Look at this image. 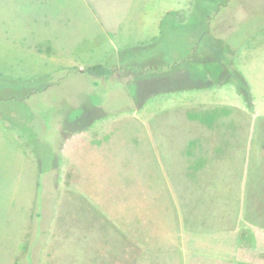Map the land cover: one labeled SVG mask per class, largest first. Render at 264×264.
I'll use <instances>...</instances> for the list:
<instances>
[{"label": "rangeland", "instance_id": "obj_1", "mask_svg": "<svg viewBox=\"0 0 264 264\" xmlns=\"http://www.w3.org/2000/svg\"><path fill=\"white\" fill-rule=\"evenodd\" d=\"M80 5L85 9L82 17L96 22L99 34L92 40L99 48L81 56L79 68L114 66L112 76L78 73L77 67L68 72L47 61H15L0 47V264H112L109 254L120 248L105 245L112 238L97 236L96 226L90 227L87 216L97 212L77 199L66 200L68 193L65 198L58 195L59 156L77 145L72 137L77 127L94 132L92 123L101 118L131 123L137 111L140 127L121 124L111 136L129 140L121 149L146 155L144 163L138 160L145 171L142 181L161 179L182 226L204 231L219 225L212 219V206H193L199 210L193 211L178 202L216 196L210 195L217 190L215 181L219 201H225L221 225L228 227L239 212L241 237L250 244V236L264 230L263 192L253 190L250 197V183L256 180L255 188L264 184L258 179L264 166V117L253 118L248 108V84L259 95L264 92V0H80ZM247 54L254 57L249 69L241 58ZM184 76L189 83L201 79L210 87H222L226 95L240 93L239 109L236 103L234 108L209 105L200 117L195 110L190 115L177 100L184 95L176 91L172 98L177 106L171 107V89L183 88ZM30 89L39 90L26 92ZM141 104H149L152 117L137 108ZM145 140L155 152H149ZM141 142L143 149L137 150ZM111 147L120 148L118 140ZM199 152L209 156V186L178 189L192 185L197 171H203ZM212 155L224 161L217 169L214 162L220 160ZM127 161L129 168L135 160L129 155ZM237 168L236 175L232 169ZM128 180H135V174L129 172ZM43 188L51 191L45 227L54 237L39 248L34 199L39 200ZM91 233L94 245L87 247ZM34 239L37 244L31 248ZM253 249L264 260V243ZM149 258L143 264H180L181 256L174 257L175 263L171 253Z\"/></svg>", "mask_w": 264, "mask_h": 264}, {"label": "crops", "instance_id": "obj_2", "mask_svg": "<svg viewBox=\"0 0 264 264\" xmlns=\"http://www.w3.org/2000/svg\"><path fill=\"white\" fill-rule=\"evenodd\" d=\"M83 12L85 9L81 7L80 0H0L1 50L12 56L15 61H21L22 58L24 63L25 61L32 62V60L47 61L55 64L56 68L65 66L63 70L66 68L68 72L76 71L75 67L78 70L76 72H85L84 68H79V59L99 48L92 40V36L95 37L99 34V30H97L96 22L82 17ZM100 32L103 33L101 30ZM261 43H264V36ZM262 45L264 46V44ZM241 58L248 62L245 66L249 69V61L254 57L247 54ZM198 73L201 71L194 75L197 76ZM188 77L184 76V80L181 81L183 88L171 89V107L177 106L174 103L175 99L172 98L173 91H176L184 95L177 100L184 105V108L191 110L190 115L192 110H195V115L200 117L203 112H207L209 105H213V108L217 106L234 108L232 106L236 103L238 107L235 108L239 109L240 93L236 94L232 90V93L229 92L226 95L222 87L221 89L216 86L210 87L203 80L197 78L198 82L189 83L186 82L190 81ZM228 82L230 84V80ZM58 83L57 79L55 83H51V86ZM47 87L49 86H45V89ZM248 89V98L251 103L248 108L252 109V117H264V92H260L259 95L256 92L257 89L254 90V87L249 84ZM38 90L30 89L26 92L32 94ZM40 91H43V88ZM148 105L141 104L137 108L140 111L146 109L145 112L149 116L147 118H150L152 114L150 109L147 110ZM135 116L131 123L122 118L103 120L99 117L101 119L92 123L96 127H93L94 132H89V127H77L72 135L78 142L77 145H74L67 155L61 153L59 156V178L56 180V186L59 187L58 195L65 198V194L68 193L66 200L75 201L77 199L78 204L82 202L97 212V216L95 214L87 216L90 227L96 226L94 233L97 236L112 238L105 245H109L110 248H120L119 251L110 252L109 258L112 264L141 262L143 264L145 261L148 263L151 260L149 257L153 256L154 258V255L159 253H171L172 263L176 261L174 257L180 255V264H264L261 253L253 255L256 252V249L253 248L264 243V230L262 233L260 232L261 234L254 232L250 236V244L245 245V240L242 239L240 232L239 212L236 213L235 220L233 215L231 220L226 218L231 221L228 227L221 225L225 218L223 214L225 201L223 202L222 198L219 201V192L217 193L219 187L217 183H214L215 181L212 182L213 189L217 190H214L210 195L216 196L200 198L197 201L190 198V201L178 202V204L191 205L193 211H199L193 206H200L199 208L203 209V207L211 205L213 208L212 219L219 225H215L208 231L182 226L184 222L177 219L178 214L173 206V198L171 197L170 200L161 179L155 176V179L142 181L145 171L142 166H139L138 160L144 163L146 155L141 151L129 152L126 149H121L128 145L129 140L111 136L112 131L116 128L119 129L121 124L127 127L134 123L135 127L138 125L140 127L143 123L137 119L138 111ZM134 118H136V122ZM126 133L128 134V132ZM116 140H118L120 148L111 147ZM145 142L147 148L150 149L149 152H155L149 146V142L146 140ZM137 144L131 145L137 147ZM140 147L137 150L143 149L142 142ZM128 153L135 160L133 166L129 168ZM157 153L159 154V151ZM188 155L190 156V154ZM198 156L197 158L204 160L202 168L200 167L203 171H197L194 176L196 181L192 185L191 183L185 185V183L177 186L178 189L200 190L209 186V184L205 185L209 182L208 172L211 168L208 163L209 156L206 152L204 154L199 152ZM212 157L220 160L217 155H212ZM149 162L150 160L147 161V163ZM223 162L220 160L216 164L215 161V168L217 169V166ZM155 170L157 174L161 172L156 168ZM247 170L245 169V173ZM239 171V168L232 169V173L236 172V175ZM129 172L135 174V180L130 182L128 180ZM151 173L154 174V172ZM152 174L148 173L149 176ZM260 174L263 175H260L258 179H263L264 182V166ZM213 178L216 179L215 176ZM235 180H239V177L237 176ZM46 183L48 181H44L43 185L46 186ZM49 184L51 185V183ZM165 184L169 187L171 183L165 182ZM255 184L256 180L254 184L250 183V187L255 188ZM223 187L224 185L220 186L222 189ZM43 189L39 200L34 199V205L38 204V214L35 215V218L39 223V232L36 229L37 232L34 235L39 236V248H46V240L54 237L53 231L50 228L47 230L45 227L50 214L48 211L51 209L48 205L52 206V202L47 203V195L51 191L48 192L50 188L47 190L45 188L44 191ZM57 204L60 206V202ZM220 205L221 207H219ZM180 219L183 220L182 217ZM92 234H90V241L86 240L87 247L94 245L91 240ZM30 244L31 248H35L37 243L34 239ZM28 248H30L29 244ZM105 248L107 247L105 246ZM129 253H131L130 256Z\"/></svg>", "mask_w": 264, "mask_h": 264}, {"label": "trees", "instance_id": "obj_3", "mask_svg": "<svg viewBox=\"0 0 264 264\" xmlns=\"http://www.w3.org/2000/svg\"><path fill=\"white\" fill-rule=\"evenodd\" d=\"M112 68H110V67L106 68L105 65L99 64V65H94V66H91V67H87L84 71H85V73H87L89 75H94V76L101 77V78H104V77L108 78V77L112 76V71H113ZM253 190H257L259 194H261L263 192L262 195H263V198H264V188H263V186H257L255 189H253V188L250 189V197L253 196V192H254ZM246 193H247V191L245 192V194ZM246 195H245V197H246ZM261 204L264 205V201L261 202Z\"/></svg>", "mask_w": 264, "mask_h": 264}]
</instances>
